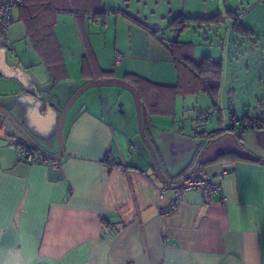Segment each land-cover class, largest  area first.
Listing matches in <instances>:
<instances>
[{"label":"crops","instance_id":"1","mask_svg":"<svg viewBox=\"0 0 264 264\" xmlns=\"http://www.w3.org/2000/svg\"><path fill=\"white\" fill-rule=\"evenodd\" d=\"M163 1L135 14L124 0H22L12 9L8 42L0 32V107L49 162L17 159L16 146L33 145L0 112V264H264V128L241 130L235 117L220 134L194 127L184 150L177 98L213 95L214 79L178 65L199 59L188 42L169 53L173 84L146 78L152 69L134 59L142 40L155 45L149 56L162 53L160 31L131 18L150 28L169 20L178 33V16L219 15L210 25L230 19L234 32L264 35V0ZM256 8L260 28L244 26ZM95 82L67 109L60 146L62 108ZM221 172L220 190H187L170 210L173 185L193 175L216 184Z\"/></svg>","mask_w":264,"mask_h":264},{"label":"rangeland","instance_id":"2","mask_svg":"<svg viewBox=\"0 0 264 264\" xmlns=\"http://www.w3.org/2000/svg\"><path fill=\"white\" fill-rule=\"evenodd\" d=\"M105 1L108 2V6L114 3L118 5L122 2V0ZM124 2L129 3L130 12L133 14L139 11L145 13L156 11L157 3L164 5L163 0H124ZM258 9L256 8L246 17H241L244 20V26L249 24L257 29L260 28V21L257 22L260 18V14L257 13ZM242 11L243 9L239 12ZM141 18L145 24L149 22L147 19H145L146 22L143 20L145 17ZM169 22L166 20L162 22L164 25H152L154 26L152 28H161L157 38L162 41V44L154 41L162 53L158 57L151 53L149 56L147 49L152 47L153 50L155 45L147 40H142L144 50L142 54L139 50L138 54L142 56V59H134L136 62L143 63L146 71L148 67L152 69L151 72L145 73L146 78L157 83H174L175 74L173 72L175 69L171 60L169 62L168 59L171 49L177 46L172 42L176 34H178L176 37L178 41L190 43L187 46L191 45L194 57L201 60L202 56H213L216 61H220L222 69L219 79L213 81L215 85L219 83V86L211 88L213 95L199 92L197 94H181L177 98L176 118L183 128L184 150L188 149V144H191L190 137L194 127L197 129L226 128L235 118L241 120L246 115L264 118V35L245 33L240 29L234 32L231 29L230 19H225L220 26L210 25L209 21L190 22V25L180 33H176L171 27H166ZM152 24L155 23L152 22ZM111 31L110 26L107 29L108 35H112ZM133 101L135 102V99L131 100L130 106L137 111ZM207 118H210V121L206 123ZM238 138H241L240 140L246 145L254 146L253 144H255L254 137L249 133L243 134V137H241V133H238Z\"/></svg>","mask_w":264,"mask_h":264},{"label":"built area","instance_id":"3","mask_svg":"<svg viewBox=\"0 0 264 264\" xmlns=\"http://www.w3.org/2000/svg\"><path fill=\"white\" fill-rule=\"evenodd\" d=\"M22 4V0H0V32L3 37L4 42L9 41V34H8V27L11 22V12L12 9L18 7ZM121 60V56L119 53L115 54L114 63H119ZM16 157L20 160H26L28 162H49L48 160H44L40 157H36L34 151L31 148L23 147V146H16ZM52 164L54 166L58 165V161L53 160ZM223 172L218 173L215 175L217 180L216 184H213L211 180L205 177H195L191 179L184 180L172 186L173 191V199L170 205V210H174L183 193L187 190H196L200 192H205L207 189L211 191L220 190L219 180L222 178ZM102 228L108 230L110 229V225L106 222H102Z\"/></svg>","mask_w":264,"mask_h":264},{"label":"trees","instance_id":"4","mask_svg":"<svg viewBox=\"0 0 264 264\" xmlns=\"http://www.w3.org/2000/svg\"><path fill=\"white\" fill-rule=\"evenodd\" d=\"M217 17H219V15H213V16H208V17L207 16H194V17L178 16L174 20H172V23H175L177 25L176 31L179 33L180 31H182L184 29V27L187 26L188 21L195 20L198 22H203V21H209V20H216ZM131 18L134 19L135 21H137L138 24L142 25L144 28L149 29V31L154 33V34H157L160 31V29H158V28L148 27L146 24L142 23L141 21L137 20L134 17H131ZM234 26L237 29H239V27H240L238 22H236ZM177 35L178 34H176V37H177ZM176 37H174L172 42L175 44H183L182 42L178 41L176 39ZM176 62H178V65H179V63H184L189 68V70H191L195 74L201 75V76L207 75V76L213 78L214 81L219 79L220 74H221V70H222L220 61H216L215 58L208 56V55L202 56L201 60H199V59L195 60V59H192L190 57H185L182 59H176ZM214 86H216V87L219 86V83H217V85L214 84V85L210 86L209 90ZM210 91L212 92V89ZM230 127L232 128L233 125H231ZM238 127L241 130L264 128V118L251 117L249 115H246L243 119H241V122L239 123ZM227 130H229V129H227ZM25 147L31 148L32 150L34 148V146H25Z\"/></svg>","mask_w":264,"mask_h":264},{"label":"water","instance_id":"5","mask_svg":"<svg viewBox=\"0 0 264 264\" xmlns=\"http://www.w3.org/2000/svg\"><path fill=\"white\" fill-rule=\"evenodd\" d=\"M92 84H96L95 83H89L87 85H84L83 87H81L80 89H78L73 96L69 99V101L65 104V106L62 108L59 120H58V125H57V132H58V139H59V143L61 146V141H62V126H63V122H64V118L67 112V109L69 108V106L72 104V102L76 99V97L83 91L85 90L87 87H89ZM135 97V101H136V107L140 116V106L138 103V98L137 95L134 94ZM0 112L3 113L4 115H6V117L8 118V120L11 122V124L18 130V132H20V134L25 137L33 146L34 148L38 149V150H42L41 147L24 131V129L20 126V124H18L15 119L9 114V112L3 108L0 107ZM43 152V151H42ZM61 153V152H60Z\"/></svg>","mask_w":264,"mask_h":264},{"label":"flooded vegetation","instance_id":"6","mask_svg":"<svg viewBox=\"0 0 264 264\" xmlns=\"http://www.w3.org/2000/svg\"><path fill=\"white\" fill-rule=\"evenodd\" d=\"M231 125H233V124H231ZM231 125H230V126H231ZM238 125H239V124H238ZM230 126H229V127H226V128L223 127L224 129L222 128V130L220 129L219 131L217 130V133L220 134L219 132L227 131V129H230V128H231ZM233 126H234V125H233ZM232 128H233V127H232ZM237 128H239V127H237ZM204 148H206V146H205ZM195 177H202V176H194V175H193L192 177H190V178H188V179L195 178Z\"/></svg>","mask_w":264,"mask_h":264}]
</instances>
